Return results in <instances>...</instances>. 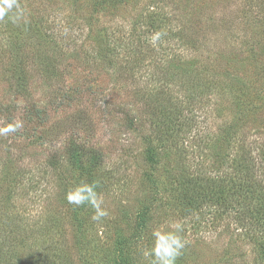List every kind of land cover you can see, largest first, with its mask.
<instances>
[{
    "label": "rangeland",
    "instance_id": "rangeland-1",
    "mask_svg": "<svg viewBox=\"0 0 264 264\" xmlns=\"http://www.w3.org/2000/svg\"><path fill=\"white\" fill-rule=\"evenodd\" d=\"M73 1L18 0L23 18L15 23L8 16L0 20V126L14 120L23 124L18 132L0 136V233L22 228L16 238L19 264H150L153 229L174 221L183 224L180 235L187 242L176 264H259L252 244L241 238L235 223L228 231L204 221L199 224L181 216L168 197L157 196L146 175L147 170L153 172L144 153L147 144L139 136L145 133L156 139L146 104L134 95L139 84L118 75L108 63L92 66L89 61L95 58L82 55L84 44L98 43L97 28H139L140 20L135 19L148 11L150 0L122 2L119 8L99 13L100 20L94 13L99 22L81 40L82 28L91 26L85 16L93 14L96 0ZM163 4L169 24L185 30L189 42L185 58H197L193 69L202 76L209 69L236 88L231 93L227 87L211 95L206 92L201 98V91L182 90L181 81L150 84L168 86L185 99L190 108L185 115L198 122L195 130L201 133L193 130L182 139L188 161L194 164L201 158L199 144L207 150L209 132L241 119L236 116L238 95L249 94L246 102L250 99L263 109L249 117V124L240 127L226 150L232 151L240 137L247 144L264 139V0H163ZM46 9L60 17L48 20L57 27L55 35L61 39L67 33L75 39L72 46L69 40L61 44L64 50H47V21L40 19ZM57 20H69L70 26L65 21L57 25ZM163 42L170 41L163 37ZM50 70H55L52 77L47 75ZM210 104L213 108L204 112ZM35 106L42 109V116L32 112ZM123 107L141 119V132L128 127ZM73 138L101 149L105 156L98 192L109 214L100 221L92 220L90 205L76 207L66 199V192L80 183L65 150ZM53 155L64 159L58 169L49 162ZM143 212L147 219L141 224Z\"/></svg>",
    "mask_w": 264,
    "mask_h": 264
},
{
    "label": "trees",
    "instance_id": "trees-1",
    "mask_svg": "<svg viewBox=\"0 0 264 264\" xmlns=\"http://www.w3.org/2000/svg\"><path fill=\"white\" fill-rule=\"evenodd\" d=\"M164 1L168 2V0ZM73 2L78 3L79 0ZM122 2L129 5L134 1L92 2L93 14L85 16L88 22L84 21L86 25L91 26L82 28L80 40L86 32L85 38L94 32L92 25L99 22L95 14L100 20L99 13L106 12L112 7L119 8ZM163 6V0H150L149 6L146 7L148 11L145 14L140 13L139 18L135 19L136 22L140 20L139 28L134 25L131 28L115 25L112 30L108 27V30L103 28L98 31L97 28L94 38L98 43L88 46L84 44L85 54L82 55L87 59L95 58L89 61L92 66L108 63L110 67H115L118 75L139 84L134 95L138 97L139 102L146 104L144 107L148 115L147 121L150 122L151 131L156 139L145 133L139 136L147 144L144 153L153 172L147 170L146 175L147 180L153 184L157 196L168 197L169 203L171 201L170 204L181 216L199 220V224L204 221L206 225L215 229L223 227L222 231H228L235 223L241 238L252 244L257 262L264 264V139L257 137L247 144L246 139L240 137L235 141L238 145H235L232 151L226 150L227 145L237 138L240 127L247 126L249 117L261 111L263 105L254 104L250 99L246 102L249 94L238 95L237 98L235 96L236 113H238L236 116H241V119L236 117L229 123L222 124L217 131L209 132V137H212L210 145L205 151L200 146L204 143L199 144L197 151L201 152L198 155L201 158L191 164L188 161L189 150L186 145H182V139L184 134L196 131L198 122H195L191 114L185 115V111L190 109L186 106L185 99L170 91L168 86L150 88V84L157 80L163 81L166 85L170 81H181L184 84L180 86L182 90L201 91V98L203 95L207 96L206 92L211 95L213 91L217 93L218 89L227 87L229 89L226 91L231 93L236 88L230 80L222 79L220 76L219 79L216 78V73L209 69H206V74L203 76L202 72L193 69V66L198 64L194 61L197 58L190 60L185 58L184 49L189 45L183 35L185 30L169 24L170 17L162 11ZM80 8L78 7V10ZM52 15L57 16L54 11L46 9L40 17L41 20L47 21L45 22L49 38L46 39V46H49L47 50L50 47L64 50L65 45L61 44L70 40L67 44L72 46L75 39H70L67 33H65L66 37L61 39L60 36L55 35L58 33L56 25L48 22V20L55 21L56 17L52 19ZM25 19L32 21L28 17ZM63 21L70 26L69 20H57L55 23L61 25ZM156 33H160V38L153 44L152 37ZM163 37L168 38L170 42L165 45ZM54 71L50 70L48 77H52ZM22 88L28 90V85ZM192 92L190 94L194 96ZM191 103L190 101L189 106ZM212 108L210 104L204 107V112H210ZM120 111L125 114L130 129L137 132L143 130V122L135 113H131L126 107ZM32 112L40 117L43 111L35 106ZM32 112L29 117H32ZM207 127L208 125L205 129ZM200 130L196 133H201ZM65 150L71 169L76 172L80 183L95 181L99 191L100 175L103 174L105 165L102 150L87 146L74 138L65 146ZM63 160L53 155L49 162L53 168L58 169L64 163ZM156 207L158 208L159 205L157 204ZM139 219L140 223L144 224L147 219L146 213L140 214ZM80 223L83 224V220H80ZM21 229L18 226L0 233V264H19L16 256L18 245L16 238Z\"/></svg>",
    "mask_w": 264,
    "mask_h": 264
},
{
    "label": "clouds",
    "instance_id": "clouds-1",
    "mask_svg": "<svg viewBox=\"0 0 264 264\" xmlns=\"http://www.w3.org/2000/svg\"><path fill=\"white\" fill-rule=\"evenodd\" d=\"M11 14V15H10ZM8 16L12 22L23 18L18 0H0V20ZM160 38V33L152 37V43L155 44ZM23 127L20 120H14L3 126H0V136H7L16 133ZM97 182H82L74 185L66 192V199L69 204L76 207L90 205L94 209L92 220L100 221L108 216V211L103 206L104 199L97 191ZM183 231V224L179 221L170 222L167 227H156L152 231L153 242L149 251L152 257L151 264H176L177 258L182 254L186 246V241L180 233Z\"/></svg>",
    "mask_w": 264,
    "mask_h": 264
}]
</instances>
